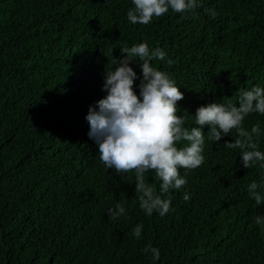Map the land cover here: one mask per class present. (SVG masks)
Here are the masks:
<instances>
[{"label":"trees","instance_id":"16d2710c","mask_svg":"<svg viewBox=\"0 0 264 264\" xmlns=\"http://www.w3.org/2000/svg\"><path fill=\"white\" fill-rule=\"evenodd\" d=\"M199 3L133 25L131 0H0V264H153L148 245L160 250L155 264H264V205L247 191L264 168L223 148L235 130L212 143L204 127L205 162L180 169L188 183L165 196L174 211L163 217L140 209L134 171L106 169L88 136L106 70L141 42L166 51L171 63L153 64L184 93L177 114L189 128L201 105L264 87V0ZM140 63L130 66L142 77ZM258 121L264 128V115L250 114L244 127ZM257 143L264 151V136ZM145 180L159 193L154 170ZM117 202L126 215L111 219Z\"/></svg>","mask_w":264,"mask_h":264},{"label":"clouds","instance_id":"9594fccd","mask_svg":"<svg viewBox=\"0 0 264 264\" xmlns=\"http://www.w3.org/2000/svg\"><path fill=\"white\" fill-rule=\"evenodd\" d=\"M131 3L127 19L133 25H148L169 10L184 14L201 6L199 0H131ZM121 51L126 55L114 60V69L106 70L103 84L106 95L89 106L88 136L98 146L100 161L106 169H113L118 175L134 171L139 207L146 215L157 213L163 217L174 211L170 196H165L170 190L187 185L186 175H181L180 169H196L204 164L206 135L212 143L220 142L235 130L238 138L234 142L225 140L223 148L238 149L244 168L255 165L264 168V151L257 143L264 136V128L259 121L250 130L244 127L250 114L264 115V87L254 85L241 91L237 103L201 105L191 115L196 126L189 128L187 118L177 114V102L184 93L171 73L153 64V61H166V51L150 48L147 42ZM137 58L142 77L130 66ZM205 126H209L206 135ZM153 170L155 178L161 181L159 193L145 180L146 174ZM258 189H264V179L253 180L247 189L256 205H264V192ZM183 199H190L187 190ZM108 214L111 219H119L126 215V210L117 202L108 209ZM255 224L264 232V215H257ZM143 228L142 223L137 224L132 235L140 239ZM143 251L150 253L153 264L160 259V250L155 246L148 245Z\"/></svg>","mask_w":264,"mask_h":264}]
</instances>
